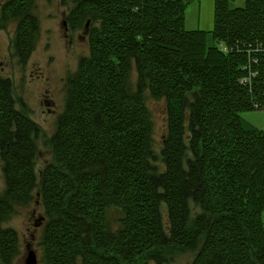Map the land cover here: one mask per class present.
I'll use <instances>...</instances> for the list:
<instances>
[{
	"label": "trees",
	"instance_id": "16d2710c",
	"mask_svg": "<svg viewBox=\"0 0 264 264\" xmlns=\"http://www.w3.org/2000/svg\"><path fill=\"white\" fill-rule=\"evenodd\" d=\"M31 1L8 0L1 9L4 17H22L15 41L23 60L36 25ZM71 1L73 27L87 15L99 23L52 136L54 159L40 180L33 138L40 127L15 106L10 80L0 74L7 182L0 223L12 201H30L39 186L48 217L46 264H149L165 247L196 251L191 264H264V130L241 116L264 109V0L238 7L215 0L214 27L207 31L186 28L192 0ZM256 46L263 47L252 65L257 75L242 83L247 50ZM146 89L167 99L162 169L151 161ZM190 201L201 207L194 217ZM110 208L122 211L116 231L108 224ZM17 238L0 226L6 262Z\"/></svg>",
	"mask_w": 264,
	"mask_h": 264
},
{
	"label": "rangeland",
	"instance_id": "374dc122",
	"mask_svg": "<svg viewBox=\"0 0 264 264\" xmlns=\"http://www.w3.org/2000/svg\"><path fill=\"white\" fill-rule=\"evenodd\" d=\"M8 0H0V74L10 80L11 93L15 106L30 116L40 127L38 135L33 134L36 141V166L38 179L42 169L51 163L53 148L52 136L57 130L60 114L66 109L73 80L79 73L81 59L90 54L89 34L98 21L87 15L80 25L72 26L68 17L74 7L71 0H32L29 12L35 16L36 25L32 37V48L26 59H22L16 45L17 28L21 21L20 15L7 17L3 15L2 6ZM246 0H231V7L244 6ZM215 0H192L186 7V28L190 30H211L214 27ZM210 42H212L210 40ZM222 46V45H221ZM262 47V46H261ZM263 48V47H262ZM252 57L248 60L250 64ZM245 65V64H244ZM129 83L134 90L138 83V68L133 58L130 67ZM255 70V68H253ZM256 71V70H255ZM247 75V74H246ZM244 75L242 78H244ZM240 82H242L240 80ZM244 83V82H242ZM144 98L150 111L152 122V153L153 163L164 167L161 150L168 135L167 99L154 98L149 89L145 90ZM247 124L264 130V109H254L241 114ZM4 161L0 150V194L5 195ZM40 183V182H39ZM33 192L30 201L14 200L12 208L0 226L13 229L18 238L16 250L11 260L6 262L1 256L0 264H24L29 249H34L38 256V264H46L44 256L43 231L48 220L39 186ZM191 217L201 212V207L190 201ZM162 218L169 224L168 208L162 204ZM122 211L110 208L108 213L111 231L118 230ZM42 216L44 218L41 220ZM161 259L151 257L149 264H191L196 251L179 250L165 247ZM76 264H79L76 262Z\"/></svg>",
	"mask_w": 264,
	"mask_h": 264
},
{
	"label": "built area",
	"instance_id": "2783aa9c",
	"mask_svg": "<svg viewBox=\"0 0 264 264\" xmlns=\"http://www.w3.org/2000/svg\"><path fill=\"white\" fill-rule=\"evenodd\" d=\"M223 49L226 51L227 47L222 45ZM261 46H256V48L251 47V49H248L250 56L252 57L250 64L243 65V69L247 72V75L241 79L244 83H250L252 80V77L257 75V71H255L252 67L253 64H256L258 62L257 54L259 51H261Z\"/></svg>",
	"mask_w": 264,
	"mask_h": 264
},
{
	"label": "water",
	"instance_id": "95a60500",
	"mask_svg": "<svg viewBox=\"0 0 264 264\" xmlns=\"http://www.w3.org/2000/svg\"><path fill=\"white\" fill-rule=\"evenodd\" d=\"M44 218L42 216L41 220ZM24 264H38V256L36 254V251L33 249H29L28 252L25 255V263Z\"/></svg>",
	"mask_w": 264,
	"mask_h": 264
}]
</instances>
